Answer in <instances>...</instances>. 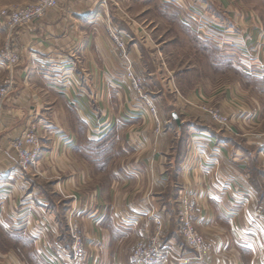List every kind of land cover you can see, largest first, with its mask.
I'll return each mask as SVG.
<instances>
[{
  "label": "crops",
  "instance_id": "crops-1",
  "mask_svg": "<svg viewBox=\"0 0 264 264\" xmlns=\"http://www.w3.org/2000/svg\"><path fill=\"white\" fill-rule=\"evenodd\" d=\"M34 1L0 0V7ZM156 4L163 5L162 19L185 22L201 44H208L203 29L187 27L184 17L215 18L217 34L247 53L244 73L264 82V0H60L38 23L0 33V42L23 53L19 65L0 69V84L8 77L15 83L0 105V264H75L68 260L75 223L62 193L73 209L104 212L99 220L89 215L84 230L109 264L126 252L115 226L123 211L168 212L180 206L178 189L195 195V217H206L201 232L212 249L204 264H264V128L248 94L224 84L210 89L202 63L184 67L175 56L174 67L169 54L182 48L176 40L156 41ZM112 27L125 49L115 48ZM197 47L189 46L194 53ZM129 69L144 77L157 121L132 109ZM150 82L159 88L156 97ZM202 101L228 112L232 130L212 123L198 107ZM32 121L71 132L73 143L63 152L54 139L36 167L19 172L9 142ZM172 230L168 243L186 248ZM185 250L193 261L195 253ZM175 251L168 264L182 259Z\"/></svg>",
  "mask_w": 264,
  "mask_h": 264
},
{
  "label": "rangeland",
  "instance_id": "rangeland-1",
  "mask_svg": "<svg viewBox=\"0 0 264 264\" xmlns=\"http://www.w3.org/2000/svg\"><path fill=\"white\" fill-rule=\"evenodd\" d=\"M4 7H9V6H4ZM0 8H2V7H0ZM163 9H164L163 5L156 4V41L161 42L163 39H166L164 41H166V43H168L167 45L171 46L170 41L176 40L177 44H179L177 47L182 48V49L179 48L180 52H178V53H173L171 55L169 54V57L172 58L171 60L175 64L174 67H176V64H177L176 63L177 59L174 58L175 56H177L178 59H181L182 63H183V61L187 62L188 65H190V63H192V62L197 63V64L202 63V65H203L202 71L204 70L203 73H204V75H206L205 79H208L207 82H208L210 89H212V88L215 89L216 87H220V85L224 84V86H226V85L232 86V88L236 90L237 94L240 93L241 96H243L244 93H245V95L248 94L247 96H245V98L246 97L249 98L248 102L252 103L253 111H255V114L257 113V121H255V122L257 124H259L261 126V128H264V82L253 81L251 78H249V75L245 74L243 69H241V68H245V69L249 70V68H248L249 66L247 67L243 64V63H245L244 62L245 59L248 58L247 53H244L243 51L241 52L236 47H234L233 46V43H234L233 39L225 40L224 38H222V36H219L217 34L218 32H220V30L217 29V25H216L217 21L215 18H213V17L194 18L195 20H190V19H186L184 17V19H183L184 21H186L190 25V26L187 25V27H193V29H195L196 32L199 31V29H203L204 34L200 32V37L202 36V38L206 39L205 41L208 42V44H207L208 46H207L206 44H204V42H203V44H201L196 39L194 41L191 38L193 36L191 34H189L187 32V30L185 29L186 28L185 22H182L180 20L174 21L172 19L168 20L165 18L162 19L160 17L161 15L167 16L166 14H164L165 11H163ZM36 23H34V24H36ZM34 24L18 26L16 28H22V27L27 28V27H30ZM16 28H14V29H16ZM8 30H10V27H8L2 21H0V33L5 34V33H7ZM206 30H207V33H206ZM163 33L167 36L163 35ZM167 33H170V35ZM198 40L201 41L200 39H198ZM193 44L196 47L201 46V45H202V47H201V49L199 47H197L198 52L194 53V52H191V50L189 48V46L190 45L192 46ZM223 44L225 46H223ZM235 44H236V42H235ZM216 45L218 47L223 46L225 51L224 52L219 51L217 49ZM6 46H10L12 48L15 47L10 42L6 43L3 40L2 42H0V51L2 49H4ZM243 46H244V44H243ZM15 48H17V47H15ZM201 50L203 52H201ZM20 53H21V60L18 64L14 65V66H8V65L6 66L4 64L3 65L0 64V69L1 70H9L10 68H14L17 65H19L22 61V54H23L21 50H20ZM162 59H163V57H162ZM239 60H240V63H242V65L240 64L241 67L239 64H237ZM161 63H162V60H161ZM183 64H184V67L188 66L187 64L185 66V63H183ZM162 75H163L164 82H165L166 78H167L166 74H162ZM124 78L127 79L126 74H125ZM12 79L13 78L8 77V78L4 79L0 84V87H1V86H5L8 81L13 82L12 86L9 89L10 91L7 94V97L3 101H0V105L3 104L4 101L9 97L11 91L14 88L15 83ZM144 84L146 85L145 81H144ZM149 85L152 86L154 88V91L156 92V93H152V94L154 96L155 95L157 96L159 88L156 86V82H154V83L150 82ZM60 86L62 88H65V87H67V84L60 83ZM210 92H211V90H210ZM133 93H134V97H133L134 103L132 104V106H133L132 109L137 111L138 117H144L146 115V117L148 119H150V115L145 112L143 106L140 103H136V92L134 91ZM149 93L151 94L150 91H149ZM146 94H147V96L151 97L150 95H148V93H146ZM244 102H246V100ZM72 104H74V103L72 102ZM211 105L218 107V108H221L224 112H226L222 107H220L218 105H215V104L214 105L211 104ZM226 113L229 115L228 112H226ZM130 118L132 120L133 116L131 115ZM254 118H256V117H254ZM138 119H140V118H138ZM32 123H35L41 127V129L38 133V136H39L38 139H39V144L42 147V153L40 154V158L37 160V162L35 164L29 166L26 170H23L20 168L19 163H18L19 151L15 147V145H12V142L14 143V142L18 141L21 138V136L23 135V133L25 132V130L27 129V127L29 125H31ZM57 129H59V131H60L59 133H57L56 131L54 133H52L53 131L49 130V128L45 124L37 123L36 121L35 122L32 121L25 127V129L22 131V133L17 138L12 139L9 142V147H10L11 151L14 153V156L16 159L15 167L20 168L18 170L19 172H26L30 168L36 167L40 163V160L44 157L45 152L51 151L53 149L54 139L60 145V146H58L59 151H63V152L67 151L68 145H66V141L69 139L70 134H72V133L67 132L63 128L62 129L57 128ZM63 134H65V136H62ZM189 136L187 137L188 140L190 138ZM69 150H70V148H69ZM177 194H178V198H177L178 200L181 199L180 198L181 196H183L184 199H187L189 201H195L197 203V205H199L198 199L195 195L188 194V193H184V194L181 193L180 194V189H178ZM64 195H65V193L59 194V197L63 198L64 202H62V203H64V205H66V208H65L66 212L65 213L68 216V218L70 219V221L72 220V223L73 222L75 223L72 225V226H74V228H73V233H72V243L70 245V251H69V255H68L69 259L68 260L74 262L75 264H93L94 261L97 259V261H99V263L97 262V264H102L103 261L100 258V257H102V254H100V251H99L100 247L98 248V246H96L97 249L95 251L90 248V242H89V239L87 237V231L85 232V230H84L85 229L84 226L87 223L86 220L90 219L89 215L91 212L87 208L83 209V208H78V206H77V208L73 209L72 206L69 207V202H70L68 199L69 194H68V197L64 196ZM60 201H61V199H60ZM67 206L69 208H67ZM181 206H182V203H180V206L178 207V205H176V202H175V206H173L172 210H170L168 212L166 210L162 214H160L156 211H153V210H148V209L144 210V211H131V210L123 211V213H125V214L120 219V221H119L120 224H119V222H116L117 224H115V222H114V224H115V226L117 225L116 227L119 228L118 230H120L121 233H124V235H123L124 237L122 240L123 242L121 243V246L126 247V249H125L126 252L124 253L123 258H118L117 256L115 257L114 255H112V259L111 260L108 259L109 260L108 263L109 264H130L129 263V256L131 254L133 247L144 236H147V235L154 232V230H155V218H158V217L165 220V222H164V234H163L164 237L169 235V233L171 231H173L172 227H174L175 235H172V236H174L175 238L179 237V239L182 240L183 236H182V233L180 230L181 227H180V222H179V209ZM103 213L104 212H102L100 210H96L90 216L95 215L97 217L96 220H99ZM202 218H203L202 216L195 217V221L198 223V228L200 231H201L202 224L206 221V217L203 219ZM169 222L171 225L170 227L168 226ZM146 223H149L150 226L145 227ZM128 225H133V226L129 227ZM141 228H142V231L144 233L143 234L144 236L142 235ZM75 232H76V234H79L81 236V243H82V247H83L84 252H85V259H82L81 261H78V259H76L74 256L75 251L73 250V243H74ZM166 242L168 243L169 241H166ZM183 242H184V240H183ZM180 244H181V242H180ZM185 247L188 248L189 250H191L189 247H187V246H185ZM186 248L181 249L179 247V251H175V252L180 254V257L182 259L188 258L189 256H188V254H186L188 252L185 250ZM167 255H168V261H171V259L173 258L172 257L173 251L169 250ZM194 255L196 256V253ZM174 259H176V258L174 257ZM174 261L179 262V263L181 262V260H174ZM198 261H199V259L195 257L192 262L194 264H201Z\"/></svg>",
  "mask_w": 264,
  "mask_h": 264
},
{
  "label": "built area",
  "instance_id": "built-area-1",
  "mask_svg": "<svg viewBox=\"0 0 264 264\" xmlns=\"http://www.w3.org/2000/svg\"><path fill=\"white\" fill-rule=\"evenodd\" d=\"M60 0H36L34 3L23 7H2L0 8V21L5 25L14 29L18 26L30 25L38 23L46 14L47 10L58 6ZM199 18H202L200 16ZM109 37L114 43L116 49L123 50L126 48L125 39L121 33L114 27L108 31ZM21 60V53L18 48L6 46L0 51V64L14 66ZM126 78L130 83L133 91L136 92V103H140L145 112L150 115L153 121L158 119V106L155 101L145 93L144 78L142 75L135 73L132 69L126 72ZM12 81H8L5 86L0 87V101H3L9 89L12 86ZM198 107L207 115L212 123L222 128L225 131L232 130V121L230 115L224 112L221 108L212 106L209 102L202 101ZM41 127L32 123L27 127L21 138L12 142V145L19 151V166L26 170L29 166L35 164L40 158L42 147L39 144L38 133ZM157 126L156 131H159ZM67 144H72L73 139L69 138ZM19 167L17 169H20ZM182 206L179 209V222L181 233L185 246L189 247L196 253V258L199 263H205V259L210 254L212 246L206 236L199 230L198 223L195 221V211L198 205L195 201H189L180 197ZM165 220L158 217L155 218V230L153 233L144 236L133 247L129 256L130 264H168V251L179 249L178 246L169 244L165 241L164 234ZM167 249V250H166ZM74 256L78 261L85 259V252L81 243V236L74 235L73 243ZM180 264H194L189 258L181 259Z\"/></svg>",
  "mask_w": 264,
  "mask_h": 264
},
{
  "label": "water",
  "instance_id": "water-1",
  "mask_svg": "<svg viewBox=\"0 0 264 264\" xmlns=\"http://www.w3.org/2000/svg\"><path fill=\"white\" fill-rule=\"evenodd\" d=\"M172 116H173L174 120L177 122V124L180 125L181 121H180V117H179L178 113L177 112H173Z\"/></svg>",
  "mask_w": 264,
  "mask_h": 264
},
{
  "label": "trees",
  "instance_id": "trees-1",
  "mask_svg": "<svg viewBox=\"0 0 264 264\" xmlns=\"http://www.w3.org/2000/svg\"><path fill=\"white\" fill-rule=\"evenodd\" d=\"M171 236V235H170ZM167 239H169L168 237H165V240L167 241Z\"/></svg>",
  "mask_w": 264,
  "mask_h": 264
}]
</instances>
